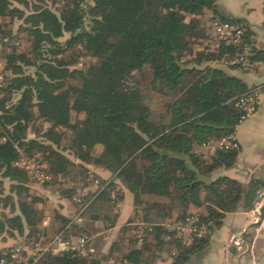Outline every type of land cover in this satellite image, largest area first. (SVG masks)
<instances>
[{"label":"trees","instance_id":"obj_1","mask_svg":"<svg viewBox=\"0 0 264 264\" xmlns=\"http://www.w3.org/2000/svg\"><path fill=\"white\" fill-rule=\"evenodd\" d=\"M208 13L222 24L244 23L221 13L218 0H0V17L21 20L20 32L28 43L26 50L15 46L5 56L10 76L0 87V238L40 233L44 215L36 205L42 199L32 194L30 175L16 163L23 153L45 151L43 169L53 181L44 185L60 187L62 195L66 191L60 180H84L89 165L112 174L102 181L104 188L87 198L83 221L100 223L106 231L116 228L121 212L117 204L124 199L119 187L133 195L136 208L143 207V229L127 241L134 222L129 219L119 227L109 255L92 257L88 264H112L116 253L123 264H159L165 246L169 253L175 251L170 254L173 264H187L209 246L213 233L244 199L237 180L213 178L236 164L239 148L217 149L207 159L195 147L235 134L244 113L239 100L251 91L240 77L213 64L246 71L244 46H251L247 58L252 66L259 54L248 24L241 44L225 40L194 52L193 39L200 36ZM11 39V31L1 30L3 46ZM82 55L92 63L86 69L72 68ZM144 70L151 73L150 90L164 97L157 109L134 82ZM37 121L49 125L39 134L42 140L29 138V125ZM77 189L65 194L75 206ZM146 194L169 199L171 210L160 209L162 216L176 215L177 221L192 214L191 206L201 209L210 233L190 244L174 238L175 231L170 234L153 222ZM58 217L66 224L65 238L71 229L82 232L78 223ZM31 264H83V256L80 251L46 252Z\"/></svg>","mask_w":264,"mask_h":264},{"label":"rangeland","instance_id":"obj_2","mask_svg":"<svg viewBox=\"0 0 264 264\" xmlns=\"http://www.w3.org/2000/svg\"><path fill=\"white\" fill-rule=\"evenodd\" d=\"M57 1H60V0H57ZM236 1H239V3L241 2V0H236ZM49 5L52 7L53 10L57 9V5H53L51 1L49 2ZM202 20L203 22L200 27V30H201L200 36L199 37L196 36L193 39L192 46H193L194 52L202 51L208 45L211 46L212 48H215L218 46V42L220 41L226 42L224 36H223L224 39L220 37L221 33L219 32L218 25L221 23L218 18H216L213 14L208 13V15L204 16ZM242 21L244 22L243 24H246V22L243 19ZM21 24H22L21 20H18L17 18L13 19L9 16L0 17V32L1 30H5V31H11L13 34V39H11L12 41L10 40V42L8 43L9 44L8 46H3V44L0 42V87L5 86V76H10V72L6 70L5 56L8 53H10L12 48H14L15 46L21 51H24L28 48L26 37L23 33L20 32ZM67 38H68V35H66L65 38L62 39V41H65ZM7 39L9 40V38ZM247 56L248 54L247 52H245L244 55L242 56V60L248 59ZM189 58H191V55H188L187 57H185L184 60H187ZM92 61L93 60L91 58H88L82 55L78 61V64H76L72 68L86 69L87 66L90 63H92ZM221 65L223 66L225 71L229 73L228 71L229 67L226 63L221 62V63L213 64V66H216L219 68H221L220 67ZM251 66L247 67V65H245L244 70L249 71L250 70L249 68H251ZM29 73H33V71L30 70ZM229 74L232 75V73H229ZM150 78H151L150 71L144 70L143 72L136 73L134 82L138 83L141 90L146 92L148 98L150 99L149 102H150L151 107L153 109H157L160 107V103L164 100V97L160 95L158 92H154L150 90L151 89L149 85ZM249 89L253 90L250 87ZM3 98H4V95H3V92L1 91L0 101H2ZM16 99H17V96L14 95L13 101ZM10 104H11V101L6 102V105H10ZM75 119H76V114L74 113L73 121H75ZM48 126L49 125L47 123H44L43 121H37L36 123L30 124L29 125V138H38L39 140H42L39 134L47 130ZM218 139L219 138L214 137L211 140H214L216 142ZM204 144L197 145L195 147V153L199 154L203 158L210 159V157L216 152L215 147H206L204 146ZM101 149L102 148H98V153L101 151ZM47 154L48 152H45V151H34V153L30 156H27L23 153L20 159L17 161L16 165L23 169L25 168L23 164H26V166L27 164L40 166L41 167L40 171H42L43 173H46L45 169H43L44 168L43 165L45 164V158L47 157ZM64 155L69 160L78 162V160L75 159L72 154L68 152H64ZM90 173L91 175L93 174L94 176H96L102 183L103 179L98 174H96V172L93 169H91ZM28 174L31 177L30 185L32 187V194L35 196H39L42 199V201L38 202L36 205V207L39 210L41 209L43 210V215H44L42 225L40 227L41 231L40 233H38V235H32V237L30 238L21 237L17 235L18 242L11 246L1 245L0 252L8 248L9 249L16 248V247L21 248L23 250V253L20 254L21 258L24 259L25 264H31V262H36L43 253L52 251L51 244L53 243L55 239L57 238L58 239H70L73 242H78L81 238L86 239V236L84 235H88V239H86V242L81 247L82 250L80 251V253L83 256V264H88L89 260L92 257H95L97 259H104L105 257H107L109 255V247L113 243V240L116 239L119 228L117 229L116 233L115 232L109 233L108 230L107 231L104 230L103 226L100 223H94L91 226L89 225L87 226L86 224L83 223L84 222L83 220H82L83 222L82 221L77 222V220L80 218L79 217L80 206L73 200V198L79 194V189H77L75 194L72 195L73 196L72 200L77 205L75 206L65 197L69 193L70 190H73L72 186L61 185L62 188H65V191H66L65 192L66 195L65 194L62 195L60 193V190H61L60 187L58 186L46 187L45 185H41L39 182H37L35 178H33L30 172ZM82 180L83 179L76 181L75 184H83L85 182L86 185H88L91 188V192L95 193L98 191L96 186L93 185L92 182L88 181L87 178H85L83 181ZM5 183H6V186L9 185V182L7 180L5 181ZM101 187L104 188L105 184H102ZM74 188H77V187H74ZM118 189L121 190L122 192H125V189L122 187L121 188L119 187ZM45 190H47L48 192L45 193ZM49 192L50 193L53 192L55 193V195L61 196L60 199L65 200L68 203V205H70L71 209L74 212H76L78 208L79 211L76 212V216L72 222L78 223V225L82 227V232H79L78 229H71L69 230V232L66 233V235L69 237L68 238L64 237L65 235L64 231L66 228V224L65 222H63L61 218L58 217V216H61L58 213V208H57L59 205L56 200L54 201V199H50V196H47V193ZM144 200H145V206H150L152 208L151 213L153 216L152 217L153 222H155L156 224H163V228L167 229L170 234H172V231H175L176 233H175L174 238H179L183 241L184 238H181V236H179L178 231L176 230L178 224L180 223V221H177L176 215H174L173 217H163L161 210H160L162 208L164 210L165 209L171 210L170 200L167 198L156 197V196L148 195V194L144 195ZM117 208H119L120 211H122L120 202L117 204ZM136 209L138 210L137 213H136ZM158 212H159V215H157ZM142 214H143V207L136 208V206L132 204L131 201L128 202L127 213L126 215H124L123 218L125 219V223L131 218H133L134 222L132 224L131 230L128 231L127 238H126L127 241L131 239V236H133L134 234H137L138 232H140V230L143 229L141 228ZM171 238L172 237H168L167 240H171ZM109 242H112V243L109 244ZM237 242L240 244L239 241ZM90 250H93V251H90ZM163 252L164 254H161L160 260H163L165 258L166 261H168V260H171L170 254L175 251H171V253H169V246H165ZM111 263L112 264H123L122 255L116 253L115 258H113Z\"/></svg>","mask_w":264,"mask_h":264},{"label":"crops","instance_id":"obj_3","mask_svg":"<svg viewBox=\"0 0 264 264\" xmlns=\"http://www.w3.org/2000/svg\"><path fill=\"white\" fill-rule=\"evenodd\" d=\"M218 6L221 13L243 19L254 33L253 46L259 55L252 69L228 71L258 92L259 104L255 114L237 127L235 138L239 144V155L236 164L229 169H220L213 176L225 175L237 180L244 192L243 202L236 212L227 215L223 226L213 233L209 246L193 256L187 264H264V0H241L240 3L236 0H218ZM220 67L225 70L222 65ZM89 167L103 180L112 178V174L102 167ZM123 194L117 226L109 233H116L125 223L123 217L127 213L128 202L134 204L129 191L125 189ZM47 196L57 201L58 213L72 222L76 212L70 205L53 192L47 193ZM192 208H189L192 213L202 211ZM83 223L87 226L94 224L88 221ZM235 240L240 244H235ZM17 242V236L0 238V246H11ZM167 263L165 258L159 261V264Z\"/></svg>","mask_w":264,"mask_h":264},{"label":"built area","instance_id":"obj_4","mask_svg":"<svg viewBox=\"0 0 264 264\" xmlns=\"http://www.w3.org/2000/svg\"><path fill=\"white\" fill-rule=\"evenodd\" d=\"M219 32L221 33V38L233 44H241L242 43V36L244 35V24H219ZM224 36V38H223ZM253 41V38H252ZM245 52L250 54L251 46L245 45L244 46ZM244 66L247 65L249 67L251 65L248 59L243 60ZM259 104V95L256 90H251L247 94L243 95L239 100V106L243 110V115L240 119V124L247 121L251 118L255 112L257 111V106ZM204 146L206 147H215L217 149H238L239 144L235 138V134L218 139L216 142L214 140H210L209 142L205 143ZM25 166L24 170L26 172H30L33 178L37 180L41 185H44L47 182L53 181V177L46 173L40 171V166L31 165V164H23ZM88 181L92 182L93 185L99 190L102 189V183L100 180L89 172L87 176ZM62 185L77 187L79 189V194L73 198V200L80 206L79 217L81 212L89 205L90 200L87 198L91 197V195L97 193L91 192V188L86 185L84 182L83 184H75V182L71 181L70 179L62 178L60 180ZM79 187H78V186ZM92 200V199H91ZM82 221L81 218L77 220ZM179 233L181 238H184V243L190 244L194 237H202L210 233L207 226L202 223L199 213H193L184 220H181L176 229ZM186 238V239H185ZM86 242L85 238H81L78 242H73L70 239H55L51 244V253L58 255L69 251H81V247ZM235 244H239L237 241H234ZM21 253L23 250L21 248H11L5 249L0 252V264H25L24 259L21 258ZM175 255V252H172V256ZM168 264H173V258L168 260Z\"/></svg>","mask_w":264,"mask_h":264}]
</instances>
